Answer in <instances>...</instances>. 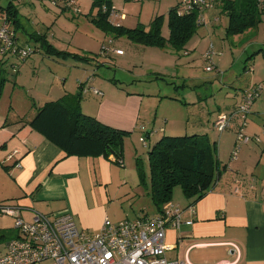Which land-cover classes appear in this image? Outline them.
Masks as SVG:
<instances>
[{
  "label": "rangeland",
  "instance_id": "1",
  "mask_svg": "<svg viewBox=\"0 0 264 264\" xmlns=\"http://www.w3.org/2000/svg\"><path fill=\"white\" fill-rule=\"evenodd\" d=\"M53 1L0 0L1 8H5L10 2L17 9L16 27L10 22L8 28H14L19 47L24 46L29 50V55L24 60L14 54L0 56V117L27 118L33 112L36 114L44 103L55 101L66 93H81L75 101L82 114L92 111L91 108L109 92L120 95L136 91L143 95L140 110L143 119L139 123L143 124L145 130L139 124L135 126V131H130L125 136L121 144V162L124 167L116 166L119 177L124 172L127 175L126 187L131 193L128 197L118 199L106 212L111 224L134 220L139 216H150L156 209L145 187L148 184L147 153L163 135L182 136L207 132L211 141H215L218 148L222 149L221 158L230 168L221 173L226 176V180L240 177L239 170L243 174L245 169L251 173L247 177L250 180L256 163L252 157L245 159L240 152L244 147L252 148V144H255L264 157V132L257 128V124L264 125L263 17L258 26L229 34V19L221 7L226 0H218L213 7L201 12L203 23L196 28L183 48L178 50L166 45L165 48L158 49L137 45L126 37H115L111 29L93 22L97 8L92 7V0H74V9L64 11L60 10L61 4L57 5ZM111 1L113 8L123 18H111L109 24L125 28L139 26L147 30L150 21L161 16V34L168 38V14L182 0ZM3 24L4 16L0 11V26ZM38 36L42 37V41L36 40ZM46 42L51 47L48 48ZM117 50H122V54H118ZM207 66L211 71L205 70ZM258 86H262V89L258 92L253 107L257 109L261 106L263 111L259 110V115L252 118L257 124L253 123L251 128L259 135L254 140L251 139L252 133L249 129L246 132L247 125L243 126V132L249 138L246 142L249 146L242 143L244 145L239 151L241 144H237L234 134L229 130L219 131L214 121L221 118L220 113H225L226 105L233 104L234 93L238 98L237 93ZM97 91L102 96H97ZM251 123L248 122V125ZM161 128L165 129V133H158ZM147 129L158 134L154 138H147ZM140 138H145V144L141 143ZM231 142L229 152L228 144ZM234 151H237L239 161L232 157ZM6 154L7 150H0V167L4 170L10 164ZM136 158L140 159L145 174L144 183L139 182L136 174ZM242 158L245 159V164L238 169L237 163ZM119 177L118 180H121ZM6 185L5 175L0 172V199ZM115 190H121L118 195L122 197L120 193L127 189L120 187L118 183ZM182 196L181 188L176 187L171 197L174 207L184 209L182 205L177 206L179 201H176V198ZM181 208L179 227L192 225L191 208H188L187 220H184V216L188 212L183 213ZM7 216L10 215L0 211V232L15 234L4 235L5 239H0V255L5 251H2L3 244L6 245V242L19 234L14 227L15 218L12 220ZM179 227L167 226L165 233L170 228L177 230ZM40 264H53V261Z\"/></svg>",
  "mask_w": 264,
  "mask_h": 264
},
{
  "label": "crops",
  "instance_id": "2",
  "mask_svg": "<svg viewBox=\"0 0 264 264\" xmlns=\"http://www.w3.org/2000/svg\"><path fill=\"white\" fill-rule=\"evenodd\" d=\"M240 93H237L238 98L234 93L235 101L232 105L225 106V112L233 109L240 98ZM67 94L69 93L60 98ZM142 96L136 91L120 95L109 92L93 109L91 108L92 111L88 112L87 116L90 115L102 125L114 129L135 131V126L143 119L140 111L143 104ZM259 110L263 111L261 106L257 109L253 107L247 118L248 122L252 123L250 126L247 123L246 132L249 129L253 140L259 133L251 128L253 123H256L252 118L259 115ZM220 114L221 117L225 115ZM33 115L34 112L23 119L0 117L2 120L0 150H7V157L17 151L11 160H7L10 164L5 166L6 170L0 167V172L7 180L0 206L15 207L17 209L15 217L25 222H31L38 214L53 216L65 212L73 216L80 230L89 234L97 233L104 221H109L106 214L109 208L117 203L118 199L128 197L131 193L126 187L127 175L125 172L121 174L123 180L121 175L119 177L116 167L119 164L115 162L116 158L113 155L108 157L66 155L37 130L30 128L29 121ZM238 123L239 121L235 120L229 130L234 137ZM139 126L145 130L143 124ZM257 128L264 132V125L257 124ZM158 133H165V129H159ZM158 133L147 129L145 136L154 138ZM232 142L228 144L229 152ZM260 142L263 143L261 140ZM243 145L241 144L239 151ZM259 150L257 145L252 144V148L244 147L240 152L244 154L242 156L245 159L252 157L256 163L255 173H252L250 180H247V177L251 173L246 169L243 174L239 170L241 175L234 180L231 178L226 180V176L220 174L214 189L202 199L193 203V199H185L183 196L176 198L180 203L177 206L182 205L184 209L180 208L183 213L188 212L185 213L184 220L189 219L188 208H192L194 212L190 214L192 225H182L177 230L170 228L165 233V243L169 249L166 252L167 259L177 261L185 259L191 264H264V157ZM221 152L222 149L219 147L218 158L222 166L219 168L223 172L230 168L225 164L226 161L222 160ZM245 159L242 158L237 163L238 169L244 166ZM16 163L20 166L16 167ZM118 177L121 180H118ZM118 183L120 187L127 189L120 193L122 197L118 195L121 190H115ZM171 203L174 204L173 201ZM149 215L139 217H154L158 212L155 209ZM15 217L6 218L13 220ZM0 234H2L0 239H5L4 235H14L15 232L4 234L1 231ZM4 249L3 244L2 251Z\"/></svg>",
  "mask_w": 264,
  "mask_h": 264
},
{
  "label": "trees",
  "instance_id": "3",
  "mask_svg": "<svg viewBox=\"0 0 264 264\" xmlns=\"http://www.w3.org/2000/svg\"><path fill=\"white\" fill-rule=\"evenodd\" d=\"M53 2L57 5L61 4L63 11L72 10L76 5L74 0H54ZM215 2L217 4L218 0ZM91 4L92 7L97 8L93 22L111 29L115 37H126L131 42L145 47L159 49L169 45L179 50L184 47V43L191 38L200 25L197 9L182 8L181 2H179L175 8H171L168 14L169 36L165 38L161 34V16L153 18L147 30L139 26L135 28H125L121 25L113 26L108 23L110 19H120L123 16L118 15L112 6V1L92 0ZM263 6L264 0L224 1L221 7L229 19L227 32L234 34L258 26L262 21L261 17L264 18ZM0 11L5 18L4 24H6L8 31L13 34L14 48L6 55L14 54L21 58L16 53L18 49L28 52L29 50L24 46L19 47L14 28H8L10 22L16 27L18 11L10 2L5 8L0 7ZM41 38L38 36L36 40L42 41ZM46 44L48 48L51 47L47 42ZM22 59L24 60L26 57ZM80 95V92L76 95L67 94L55 101L45 103L37 109L36 114L29 121L30 128L37 130L46 140H50L66 155L78 157H108L113 155L116 158V163H119L123 160L121 144L129 132L102 125L95 118L80 113L78 102L75 101V98H79ZM242 96L241 93L233 109L225 112L224 115L231 122L230 128L226 130L233 127L235 120L239 121L235 137L239 133L238 129L247 125L249 120L247 118L250 116L253 103L256 100V98L252 99L248 112L241 118L239 115L237 116V112ZM250 138L252 139V137ZM147 155L148 184L145 187H147L148 196L155 205L158 214L162 213L168 204H172L171 197L176 187L179 186L183 196L189 200L193 199L194 203L214 189L216 179L222 172V169L219 168L218 146L215 141L210 140L206 133L182 136L163 135L154 143ZM139 160L136 158L134 161L136 174L139 182L144 183L145 174Z\"/></svg>",
  "mask_w": 264,
  "mask_h": 264
},
{
  "label": "built area",
  "instance_id": "4",
  "mask_svg": "<svg viewBox=\"0 0 264 264\" xmlns=\"http://www.w3.org/2000/svg\"><path fill=\"white\" fill-rule=\"evenodd\" d=\"M214 3L215 0H182L181 7L196 8L200 16L198 23L201 25V12L213 7ZM12 39L13 34L8 31L6 24L1 26L0 56L9 54L14 48ZM116 52L122 54V50ZM16 53L21 58L29 55L28 51L22 49H18ZM205 70L211 71V68L207 66ZM261 89L262 86L251 87L242 92L237 116H245L252 99L257 98ZM96 93L97 96H102L101 92ZM230 123L226 117H221L216 120L215 127L219 131H225L230 128ZM238 132L237 144L248 142L249 138L243 132V127ZM140 141L145 144V138H140ZM237 151L232 154L233 158ZM15 153L17 151L9 155L7 160H11ZM118 164L122 166L123 162ZM15 165L20 166L18 163ZM16 210L11 206L0 207L2 213L12 217H15ZM162 211L154 217H139L117 224L105 220L102 228L95 234L80 230L73 216L65 212L53 216L38 214L31 222L15 217L14 227L19 234L6 242L4 254L0 255V264H40L48 260L53 261V264H188L187 261L166 258L169 249L165 243V230L167 226L179 227L182 211L172 204H168Z\"/></svg>",
  "mask_w": 264,
  "mask_h": 264
}]
</instances>
